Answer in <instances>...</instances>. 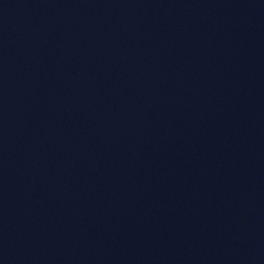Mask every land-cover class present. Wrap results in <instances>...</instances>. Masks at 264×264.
I'll return each mask as SVG.
<instances>
[{
    "label": "water",
    "instance_id": "water-1",
    "mask_svg": "<svg viewBox=\"0 0 264 264\" xmlns=\"http://www.w3.org/2000/svg\"><path fill=\"white\" fill-rule=\"evenodd\" d=\"M0 264H264V0H0Z\"/></svg>",
    "mask_w": 264,
    "mask_h": 264
}]
</instances>
